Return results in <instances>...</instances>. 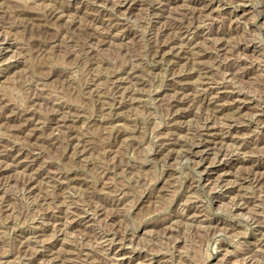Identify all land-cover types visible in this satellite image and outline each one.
<instances>
[{
  "label": "rangeland",
  "instance_id": "374dc122",
  "mask_svg": "<svg viewBox=\"0 0 264 264\" xmlns=\"http://www.w3.org/2000/svg\"><path fill=\"white\" fill-rule=\"evenodd\" d=\"M0 264H264V0H0Z\"/></svg>",
  "mask_w": 264,
  "mask_h": 264
},
{
  "label": "bare ground",
  "instance_id": "6f19581e",
  "mask_svg": "<svg viewBox=\"0 0 264 264\" xmlns=\"http://www.w3.org/2000/svg\"><path fill=\"white\" fill-rule=\"evenodd\" d=\"M180 114V113H179ZM119 251V250H118Z\"/></svg>",
  "mask_w": 264,
  "mask_h": 264
}]
</instances>
